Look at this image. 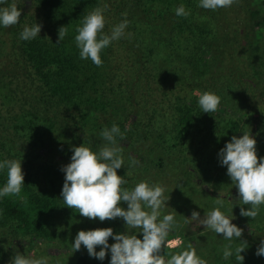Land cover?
Instances as JSON below:
<instances>
[{"label":"trees","instance_id":"16d2710c","mask_svg":"<svg viewBox=\"0 0 264 264\" xmlns=\"http://www.w3.org/2000/svg\"><path fill=\"white\" fill-rule=\"evenodd\" d=\"M38 1L58 11L62 7L64 17L60 19V25L68 26L72 47L64 53L57 68L50 70L46 63L47 59H52L47 52L41 51V42L24 41V79L31 94L40 99L36 104H25L17 91L0 85V137L11 143L12 152L50 167L47 176L54 189L33 197L24 206L1 201L0 206L18 223L19 229L36 232L42 239L52 235L45 229L46 217L58 207L57 183L65 181L61 169L71 163L74 154L71 149L78 147L81 125L75 121L76 117L69 115L64 104L74 99L80 100L81 114L90 118L98 132L105 128L103 123L109 125L112 118L126 113L129 104L150 116L141 120L144 132L141 141H144L146 152L136 155L126 149L124 168L117 170L118 175L128 181L129 187L147 182L143 177L156 183L157 178L167 176V169L180 178H183L184 170L204 177L211 176L214 171L226 175L225 179L232 183L227 167L221 165L219 153L232 136L240 138L244 133L257 140V155L264 158V99L258 100L255 112L237 114L230 121L222 100L217 112L203 113L198 98L208 91L191 95L194 87L183 79V76L193 77L192 72L199 68L206 50L210 55L213 52L205 41L210 33L207 28L216 21V11L198 7L199 0H112L116 12L104 31L110 33L111 27L124 19L122 13H127L130 24L126 32L133 35L131 39L114 41L104 49L101 53L103 66L97 67L91 60L80 59L74 38L83 16L104 4L100 0ZM181 4L191 10L187 18L175 14L174 9ZM17 6L23 8V5ZM258 19L253 44L263 66L264 16ZM17 30L20 35L23 28ZM224 48L228 51L221 45L219 54L210 60L213 65L222 64L218 67L223 69L227 57ZM218 67L216 71L223 75ZM92 78L102 81L103 88L101 83L89 85ZM217 78L215 94L222 98L218 88L221 77ZM262 80L264 86V77ZM93 97H99V100L92 101ZM255 113L257 117H254ZM54 118L59 122H54ZM227 139L229 141L224 145ZM130 143L123 145L127 144L129 148L133 146ZM129 156L141 163L127 175ZM6 179V170L0 172V187L5 185ZM0 264H7L1 249ZM74 264L109 263L81 254Z\"/></svg>","mask_w":264,"mask_h":264},{"label":"rangeland","instance_id":"374dc122","mask_svg":"<svg viewBox=\"0 0 264 264\" xmlns=\"http://www.w3.org/2000/svg\"><path fill=\"white\" fill-rule=\"evenodd\" d=\"M100 1L102 4L109 5L105 16L108 22H112L116 12V4L112 0ZM8 2L10 4L12 0H8ZM15 2L19 6L23 5L21 17L23 19L20 21V26L17 24L4 28L0 25V85L3 88H11L17 91L25 104H36L37 100L39 101L40 99H37L36 95L33 96L32 92L29 91V87L25 84L24 74L26 66L22 54L24 40L20 39L17 28H23L24 25L32 26L36 23L43 25L40 34L41 38L37 37L35 40L41 42V51L47 52L49 58L52 59H47L48 63H46L50 70L51 68L53 69V66H55V69L57 68L58 63L63 61L64 53L72 47L71 35L68 33L64 41L57 45L59 39L58 29L62 27L60 19L64 17L61 6L59 8L60 11H58L57 8L42 4L38 0H15ZM263 2V0H239V3L234 4L231 8L216 10V21L214 25L210 24L209 28H207L210 33H208L209 37L205 41L206 46L213 52L210 55V51L206 50V55L201 59L199 68L197 69L196 67L192 72L193 77L185 78L183 76L184 81L194 87L191 95H198L205 90L212 93L217 92L214 83L218 76L221 77L218 88L230 121H233L232 119L237 114L255 112L254 108H256L258 100L264 99V86L262 85L264 65H260L253 44V40L256 37L255 25L259 22L258 17L264 16ZM262 29L264 34V26ZM46 37L51 40L45 39ZM221 45L228 49L226 51L224 48L225 55H227L226 61H223L226 67L224 69L218 67L222 64L219 63L216 66L211 64L212 62L210 61L212 57L219 54ZM214 46L216 47L215 49L211 48ZM217 47H219V50ZM186 57H190V55H186ZM217 67L222 70L223 75L216 71ZM93 82L101 83V88H103L102 81L92 78L89 85H92ZM98 100L99 97L92 98V101ZM64 104L69 115L76 117L75 121L81 125L80 134L77 136V146L84 145L91 148L94 152H98L104 143L99 136L101 131L98 132L97 127L94 126L89 117L81 114L82 106L80 100L74 99L72 102ZM149 117L143 109L129 104V109L126 113L117 115L111 119V124L106 125V123H103L102 126L111 128L112 124L115 123L122 132L127 129L125 133L126 139L123 141L118 140V143L122 144L124 151L130 149L136 155H143L146 150L144 141H141L144 134L141 120ZM254 117H257L256 113ZM53 121L59 122L55 118ZM228 141L227 139L224 145ZM124 143H130L133 146L127 148L129 145L126 144L124 146ZM11 150V143L0 137V161L16 159L22 163L25 185L21 195L26 197V199L22 200L16 196H6L0 197V203L6 200L24 206L33 197H40L49 189H53L49 184V176H47L50 167L35 159L26 160L21 154L14 153ZM190 171L184 170L183 178H180L175 173H172L171 169H167L165 171L167 176L164 179L157 178L156 180L157 184L166 189L165 195L170 197L162 214H174L176 221L181 225L170 233L169 240L173 241L174 244L171 249L166 251L175 254L184 250L188 243H192L196 246L198 255L207 260L208 264H238L234 256L228 260L223 259V246L228 241L223 239L222 234L218 236L212 230L205 229L199 221H187L185 219V217L191 219L193 211L199 212L200 217L203 218L207 212L216 207L214 199L221 196L226 202L225 207L221 211L233 219V224L244 230L241 239L247 241L248 248L241 253L245 257L243 264H264V256L258 257L256 255L261 241L264 240V205L261 206V213L255 220L243 217L240 215V208L244 207L245 210H248L249 206L243 205L238 201V189L229 180L225 179L226 175L218 174V172L214 173L213 171L211 176L204 177L195 175ZM143 180H147L150 185L156 184L150 178L144 179L143 177ZM62 182L57 183L56 188L58 207H56L54 213H50L46 217L48 222L45 225V229L52 233L49 237L42 239L36 232H27L19 229L18 223L8 217L0 206V249L6 257L7 264H10V260L17 251L32 258L47 256L49 264H74L81 254H86L92 260H98L91 257L83 246L79 251L75 252L73 247L75 237L82 230L112 228L114 234H127L128 232L130 235L135 234L138 238H143L139 229L128 230L126 223L120 218L100 222L98 218L90 220L79 215L75 210L68 208L63 202L61 195L65 181ZM125 187L133 189L135 185H132V187L127 185ZM2 188L0 187V189ZM120 206L127 210L126 203L122 202ZM115 242L113 238H109V245ZM233 243L235 246L239 244V241L237 240ZM100 250L101 247L98 246L96 251L99 252ZM103 261L110 264V249Z\"/></svg>","mask_w":264,"mask_h":264},{"label":"clouds","instance_id":"9594fccd","mask_svg":"<svg viewBox=\"0 0 264 264\" xmlns=\"http://www.w3.org/2000/svg\"><path fill=\"white\" fill-rule=\"evenodd\" d=\"M239 0H199L197 5L206 10L216 11L231 8L238 4ZM109 5L98 6L83 16L81 26L76 28L75 44L79 49L81 60H91L97 67L103 66L101 53L114 41L122 38L131 39L132 33L126 32L130 21L127 13H122L124 19L111 27L110 33H106L105 27L108 21L105 13ZM176 16L185 17L191 15V10L181 4L174 9ZM22 9L18 8L15 0L9 4L8 0H0V25L4 28L20 23ZM43 25L36 23L32 26H23L20 39L24 41L41 38ZM68 35V26L58 29L57 45L61 44ZM50 39V38H45ZM51 40V39H50ZM55 70V66H53ZM221 98L212 92H204L199 95L198 105L203 113L217 112ZM127 129L122 132L120 127L113 123L111 128L105 127L99 136L104 143L98 152H94L86 146L73 147L71 163L62 167L65 173V182L62 189L63 202L68 208L75 210L79 215L90 220L99 219L100 222L112 221L117 218L126 223L127 229H139L143 238L137 235L114 234L112 228L80 231L73 247L79 251L85 247L89 255L100 261L105 260L110 249V264H208L201 258L197 248L188 243L186 248L173 254L166 251L173 247L174 242L169 240L170 233L181 225L176 221L174 214H162L167 207L169 196L165 195L166 189L160 184H149L142 181L133 189L125 185L128 181L118 175L117 170L124 168V147L118 140L126 139ZM222 166L227 167V175L239 192V200L243 205L249 206L248 210L240 208V215L255 220L261 213L264 205V158L257 155V140L252 135L244 133L240 138L232 136L219 153ZM140 161L132 156L128 157L127 175L131 169L140 165ZM6 170V183L0 189V197L16 196L22 200V190L25 185V174L22 163L16 159H4L0 161V172ZM127 204V210L121 207V203ZM216 207L207 212L203 218L200 213L193 211L191 219L187 221H199L205 228L212 230L218 236L228 241L223 246V259L235 257L238 264H243L245 257L241 253L248 248V243L242 240L243 229L232 223L221 209L225 207V200L219 196L214 199ZM232 210V209H230ZM175 213H177L174 210ZM109 238L116 242L109 245ZM239 244L234 246V241ZM100 246L101 250L96 251ZM256 255L264 256V240L261 241ZM10 264H49L47 256L32 258L22 255L18 251L10 260Z\"/></svg>","mask_w":264,"mask_h":264}]
</instances>
